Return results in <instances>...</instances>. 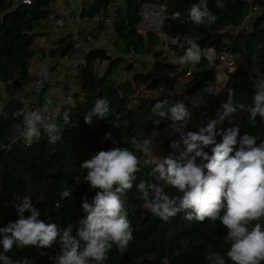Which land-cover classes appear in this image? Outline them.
I'll return each mask as SVG.
<instances>
[{"label":"trees","instance_id":"obj_1","mask_svg":"<svg viewBox=\"0 0 264 264\" xmlns=\"http://www.w3.org/2000/svg\"><path fill=\"white\" fill-rule=\"evenodd\" d=\"M117 1L80 0L81 17L91 20L107 12L108 7ZM119 1L114 27L107 32L110 41L121 53L134 50L152 57L154 70L163 75L169 96L156 95L157 82L151 73L134 71V66L122 58H113L104 49L93 48L84 56L82 71L76 77L79 89L74 102L63 108L54 120L61 128L62 139L55 144L50 143L41 128L40 137L28 145L17 128L18 125L23 126L24 118L19 113V106L0 95V227L19 219L16 206L22 204L24 197L30 196L33 206L41 213L39 219L56 223L59 228L72 225V235L75 236L79 221L86 217L81 207L82 198L86 196L91 202L95 195V190L84 182L87 172L81 168L82 162L100 150L126 147L143 162L133 188L122 197L134 239L123 253L114 245L104 264H208L205 255L210 251L224 255L226 264H232L226 256L230 247L224 241L227 229L219 221H189L184 213H180L166 223L144 207L142 193L136 185L141 180L157 181L150 175L154 163L143 161L144 151L137 149L136 143L152 131L165 133L164 140L155 151L165 158L175 152L170 144L180 141L183 132L199 131V127L189 123L183 127L152 115L155 103L164 99L174 102L178 97L191 113L192 106L185 98L203 99L204 113L210 118L215 117L225 102L243 104L244 110H238L231 118L232 123L226 119L218 128L239 125L240 135L252 134L258 143L264 140V122L257 116L251 123L248 113L256 90L254 85L264 80V0H256L261 12L248 29L242 30L240 28L248 13L244 0H208L209 10L217 16L211 25H195L188 18L191 5L199 0ZM60 2L32 0L31 5L15 8V0H0V93L3 86H10L15 93L24 91L34 79L33 63L39 57L55 60L52 65L54 72L65 69L56 59L71 60L74 48L72 34L56 35L47 23L49 13ZM217 3L223 7H217ZM145 5L164 9L163 35L140 31L141 12ZM177 12L180 13L179 18L172 19ZM189 39L196 40L202 57L192 77L184 80L189 64L181 65L172 60L184 55ZM208 50H214L218 55H237L242 59L234 71L224 68L227 83L222 89L217 85L218 67L221 65H211L203 57V52ZM124 73H133V76L122 77L118 83V76ZM179 83H182V93L177 90ZM210 84L219 89L218 95L204 92ZM101 98L109 101L108 116L103 120L93 117L92 123L86 124L85 114ZM64 112L69 113L67 123L62 119ZM195 119L197 121L196 116ZM170 127L172 130L169 131ZM109 132L118 142L116 145L104 138ZM205 151L211 154L210 148ZM69 188L71 197L61 199V192ZM166 190L176 194L174 189ZM24 215L27 217L30 213L25 212ZM261 223L264 225V221ZM60 254L58 242L49 248L14 247L7 253L13 261L27 257L30 264H55V258Z\"/></svg>","mask_w":264,"mask_h":264},{"label":"clouds","instance_id":"obj_2","mask_svg":"<svg viewBox=\"0 0 264 264\" xmlns=\"http://www.w3.org/2000/svg\"><path fill=\"white\" fill-rule=\"evenodd\" d=\"M30 2L25 0V3ZM217 7L223 5L217 3ZM179 16V12L174 13L172 19ZM188 18L195 25H211L217 20L208 8V0L192 4ZM187 44L184 55L173 63H199L202 57L200 46L195 39H189ZM221 79L217 77L218 81ZM254 87L252 106L248 109L249 121L255 122L259 116L264 122V80L256 82ZM204 92L218 95L219 89L210 84ZM244 108L245 105L232 102L221 104L206 126L200 127L198 132H183L180 141L170 144L175 152L154 162L150 175L157 183L141 180L136 187L142 193L144 207L163 222H170L180 213H184L189 221H219L227 229L224 241L230 247L226 256L232 264H262L264 140L258 143L252 134L240 135L239 125L218 128L226 119L232 123L231 118ZM151 113L160 120H171L183 127L191 119L189 107L183 100L158 101ZM108 114L109 101L101 98L85 114L84 121L91 124L93 117L103 120ZM69 118V113L64 112L63 121L67 123ZM17 128L28 145L40 137L41 128L50 143L62 139L60 126L42 115L39 109L26 113L23 126ZM218 136L221 138L219 142ZM104 138L112 140L114 145L118 143L110 132L105 133ZM154 140L155 134L140 141V149L152 152ZM206 148L211 149V154L205 151ZM142 164L135 152L118 146L100 150L82 162L81 168L87 172L84 182L95 190V195L91 202L86 196L82 198L81 207L86 217L79 221L75 236L72 235V225L59 228L56 223L39 219L41 213L33 206L31 197H24L22 204L16 206L19 219L0 227V264H30L27 257L13 261L7 255L14 247L49 248L57 242L61 254L55 258V264H104L114 245L120 252H125L134 237L122 197L133 188ZM168 188L174 189L176 194H170ZM60 195L61 199L69 198L72 190L64 189ZM25 212L30 215L25 217ZM205 259L208 264H226L224 255L217 252L206 253Z\"/></svg>","mask_w":264,"mask_h":264},{"label":"built area","instance_id":"obj_3","mask_svg":"<svg viewBox=\"0 0 264 264\" xmlns=\"http://www.w3.org/2000/svg\"><path fill=\"white\" fill-rule=\"evenodd\" d=\"M75 1L78 3L79 12H77L70 20L72 27L70 34L73 36L74 45L73 56L69 62L63 59H56L65 68L63 70L59 69L57 72L52 70V65L55 63V60L48 59L47 61L40 63L35 69L32 83L27 86L24 91L20 93H12L10 100L19 106L20 115L24 117L26 113L39 109L42 115L54 122V120H56L61 114L63 108L70 106L74 102L75 94L79 89V86L76 83V77L82 71L84 56L93 48L104 49L111 57L122 58L126 63L136 67V69H141L143 65H146L147 69L145 72L151 73L154 76V80L157 82V90L155 91L156 95L160 97L169 96L163 75L161 73H156L154 70L155 62L152 57L140 55L134 50L121 53L107 37V32L111 31L114 27L115 19L117 17V7L121 2L118 0L108 7L107 12H102V14L95 16L91 20H84L81 17L80 0ZM244 2L248 5V13L245 16L240 30L248 29L261 12L256 0H244ZM31 3L32 0L30 3H25V0H15V8L20 5H31ZM143 8L151 10L150 13L148 14L145 12L146 14H144L143 11L146 10H143ZM143 8V11L141 12L142 21H144L145 18L150 17L155 20V24H157L156 27L163 25L164 9L148 5L143 6ZM47 23L50 31L56 35L64 34L70 29L66 17L55 8L49 13ZM203 57L211 65L219 63L228 71L236 70L242 63L240 56L229 53L218 55L214 50L204 51ZM196 69V64H189L184 80L190 79L192 73L196 71ZM122 77L123 74L118 76V83H120ZM226 83L227 76L223 74L222 79L217 82L219 89L224 88ZM47 91H50L49 95ZM177 100L181 99L178 97L176 101ZM185 100L189 101L192 106V113L197 117L198 127L206 126L208 120L211 118L204 113V100L201 98H185ZM153 134H155V147L152 152L157 151V145H159V143L165 138V133L152 131L144 139L152 138ZM144 139H141L140 141H143ZM219 141L220 140L217 137V142ZM139 142L136 143L137 149H140ZM152 152H144L143 161L146 164L154 163L158 158H161L160 154L156 153V156H153Z\"/></svg>","mask_w":264,"mask_h":264},{"label":"rangeland","instance_id":"obj_4","mask_svg":"<svg viewBox=\"0 0 264 264\" xmlns=\"http://www.w3.org/2000/svg\"><path fill=\"white\" fill-rule=\"evenodd\" d=\"M68 4H67V3ZM70 3L71 2H68V0L66 1V0H61V3H59L58 5H56L55 6V9L58 11V12H66L67 14H68V10H69V8H70ZM67 4V5H66ZM146 10V11H143V10ZM143 12H144V14H146V13H150V11L151 10H148V8H143ZM146 12V13H145ZM72 14H71V17H69V19L71 20L72 18H73V16H74V13H73V11L71 12ZM69 20V21H70ZM153 23L155 24V20H153V19H151L150 17H148V18H145V20L144 21H142V23H141V25H140V31L142 32V33H147V32H153V33H155V34H158V35H163V33H164V29H163V25H160L159 27H156V26H154L153 25ZM107 37L110 39V34H108L107 33ZM164 38L165 39H167L166 38V35H164ZM47 58H42V57H39L37 60H35L34 61V63H33V68H32V73H34L35 72V69L37 68V66L40 64V63H43L42 61H45ZM102 69H104V67L102 68ZM147 69V67H146V65H143V67L141 68V69H136V67H134V71H145ZM223 70H224V67L221 65V66H219L218 67V71H219V77L221 76V78H222V72H223ZM133 76V73L132 74H126V73H124L123 74V77H132ZM180 89V86H178L177 87V90H178V93H182L181 92V90H179ZM12 93H13V91H12V89L10 88V86H3L2 88H1V93H0V95L2 96V98L4 99V100H9L10 99V97H11V95H12ZM189 124L190 125H192L193 127H198V123H197V121H196V119H195V115L193 114V113H191V119H190V122H189ZM169 131L170 130H172V127H170L169 129H168ZM162 143V142H161ZM156 153L157 152H152V154H153V156H156Z\"/></svg>","mask_w":264,"mask_h":264},{"label":"crops","instance_id":"obj_5","mask_svg":"<svg viewBox=\"0 0 264 264\" xmlns=\"http://www.w3.org/2000/svg\"><path fill=\"white\" fill-rule=\"evenodd\" d=\"M67 1V0H66ZM68 2H71L70 3V8H69V10H68V14L66 13V12H60L62 15H64L65 17H66V19H67V21L69 22V28L70 29H68V31L66 32V33H70V30L72 29V27H71V21H69L70 19H69V17H71V12L73 11V13H74V15L77 13V12H79L78 11V9H79V6H78V3L75 1V0H68ZM61 3V2H60ZM67 3V2H66ZM68 4V3H67ZM66 4V5H67ZM53 33V32H52ZM38 59V58H37ZM48 60V58L45 60V61H47ZM45 61H42V62H45ZM223 74H224V70H223V72H222ZM220 74V73H219ZM222 74V75H223ZM221 77V76H220ZM179 86H180V89L179 90H182V83H179ZM47 93H48V95L50 94V91H47Z\"/></svg>","mask_w":264,"mask_h":264},{"label":"bare ground","instance_id":"obj_6","mask_svg":"<svg viewBox=\"0 0 264 264\" xmlns=\"http://www.w3.org/2000/svg\"><path fill=\"white\" fill-rule=\"evenodd\" d=\"M153 25H154V26H157V24H154V23H153Z\"/></svg>","mask_w":264,"mask_h":264}]
</instances>
